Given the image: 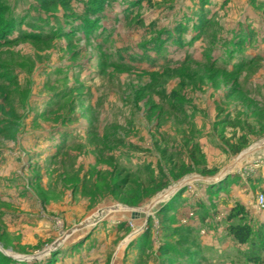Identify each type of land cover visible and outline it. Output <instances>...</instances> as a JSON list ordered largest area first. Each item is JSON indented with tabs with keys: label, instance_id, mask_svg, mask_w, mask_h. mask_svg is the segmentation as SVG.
Here are the masks:
<instances>
[{
	"label": "rangeland",
	"instance_id": "rangeland-1",
	"mask_svg": "<svg viewBox=\"0 0 264 264\" xmlns=\"http://www.w3.org/2000/svg\"><path fill=\"white\" fill-rule=\"evenodd\" d=\"M259 194L264 0H0V264H264Z\"/></svg>",
	"mask_w": 264,
	"mask_h": 264
},
{
	"label": "trees",
	"instance_id": "trees-1",
	"mask_svg": "<svg viewBox=\"0 0 264 264\" xmlns=\"http://www.w3.org/2000/svg\"><path fill=\"white\" fill-rule=\"evenodd\" d=\"M234 218H247L246 211L243 206H237L231 211L229 220H232ZM229 233L236 241V243H238L240 246H245L251 243L252 248L258 250V243L261 246L264 245V226H261V229L258 230L257 233H255L250 224L242 223L230 226ZM252 262L261 264L262 260H253Z\"/></svg>",
	"mask_w": 264,
	"mask_h": 264
},
{
	"label": "built area",
	"instance_id": "built-area-1",
	"mask_svg": "<svg viewBox=\"0 0 264 264\" xmlns=\"http://www.w3.org/2000/svg\"><path fill=\"white\" fill-rule=\"evenodd\" d=\"M256 205L258 210L264 211V194H259L257 196Z\"/></svg>",
	"mask_w": 264,
	"mask_h": 264
},
{
	"label": "bare ground",
	"instance_id": "bare-ground-1",
	"mask_svg": "<svg viewBox=\"0 0 264 264\" xmlns=\"http://www.w3.org/2000/svg\"><path fill=\"white\" fill-rule=\"evenodd\" d=\"M167 194H168V193H167ZM102 218H103V217H102ZM97 219H98V216L91 217V219H89V220L87 221L88 225H87L86 227L95 224V223L98 221Z\"/></svg>",
	"mask_w": 264,
	"mask_h": 264
},
{
	"label": "water",
	"instance_id": "water-1",
	"mask_svg": "<svg viewBox=\"0 0 264 264\" xmlns=\"http://www.w3.org/2000/svg\"><path fill=\"white\" fill-rule=\"evenodd\" d=\"M224 174V173H223ZM220 178V176H218V178H216V179H219Z\"/></svg>",
	"mask_w": 264,
	"mask_h": 264
}]
</instances>
